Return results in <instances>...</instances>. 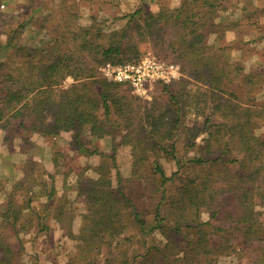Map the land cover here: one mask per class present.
Listing matches in <instances>:
<instances>
[{
  "label": "trees",
  "instance_id": "16d2710c",
  "mask_svg": "<svg viewBox=\"0 0 264 264\" xmlns=\"http://www.w3.org/2000/svg\"><path fill=\"white\" fill-rule=\"evenodd\" d=\"M102 1L0 0L1 144L24 158L20 176L0 174V264H22L30 240L57 233L75 252L45 254L48 264H264V63L247 71L231 54L253 31L264 41V0L157 11L108 0V19ZM149 51L183 73L157 81L150 100L101 73ZM104 139L108 151L88 144Z\"/></svg>",
  "mask_w": 264,
  "mask_h": 264
},
{
  "label": "rangeland",
  "instance_id": "374dc122",
  "mask_svg": "<svg viewBox=\"0 0 264 264\" xmlns=\"http://www.w3.org/2000/svg\"><path fill=\"white\" fill-rule=\"evenodd\" d=\"M119 3L117 2V5L119 8L126 10V11H132L134 10L140 3L144 2L149 6L152 10L157 11L160 6L162 5H168L170 7H176L180 0H118ZM103 2V10L101 12V18L104 17V19H108V11L110 9V4L108 0H104ZM80 6H84V3L80 4ZM123 11V12H126ZM261 22H264V17L261 18ZM125 21H117L110 23L111 29H116L120 28L124 25ZM257 31H253V33H250V36L246 37L247 46L242 45L241 43H236L234 48L231 51L232 57L237 60L241 56H245L244 58V64L246 65V70H251L254 66H256L258 63H264V41L261 43H253L251 42L252 38L256 35ZM228 38H235L234 33H229ZM253 48V52H249L248 49ZM153 51H149L148 55H152ZM243 54V55H242ZM145 56V57H146ZM144 57V58H145ZM177 64V63H176ZM179 65V64H178ZM180 66V65H179ZM180 80V79H179ZM70 83H72V79H68L65 82V86H68ZM155 85V83H154ZM154 85L150 87L148 96L142 97L144 100H150L151 99V92L154 90ZM259 100H262L264 98V90L261 94L258 95L257 97ZM193 121V116L190 119V122ZM262 132V130H260ZM1 139L0 137V174L3 175H11L13 178L20 176L19 168L13 167V164H19L22 162L23 157L14 154L12 160L7 159L9 150L6 145L1 144ZM69 141L68 137H62L59 139V144L62 145L64 148H66L67 142ZM88 144L91 145L92 147H98L102 150L108 151L110 150V140L109 139H104L101 141H98L97 143H92L88 141ZM32 154H34L36 157H43V163H46L49 165L50 160L48 158H45L44 156L49 155V147H46L44 150V153L40 151L39 147L30 150ZM42 152V153H41ZM80 162L84 166H92L93 164L98 163V158L97 157H92L90 158H85L81 157ZM118 163L120 165L121 172L124 177H128L130 175V155L129 151L127 148L122 147L119 150V157H118ZM167 169L169 172L172 171V168L170 165H167ZM89 175L94 176L93 172L89 170ZM70 184L74 185L75 180L74 177H70L69 179ZM61 185V184H60ZM70 196L72 198L75 197V193L71 192ZM76 208L80 211L83 212L84 206L82 204H77ZM80 218H77L75 221V229L78 230ZM28 237L27 239H29ZM27 250L26 253L23 255L22 259V264H32V256L35 254L40 255L42 263L43 264H48V260L45 261V254H51L52 256L54 254L59 255L58 258L65 257L66 255L73 254L74 251V244L72 241L67 240L65 238H62L59 233L56 234L55 239L52 241L51 244L47 243L44 239L42 240L41 238L39 240H35L32 242L31 240L26 244ZM57 258V259H58ZM58 259V261L60 260ZM222 262L225 264H237V260L232 256V257H225L222 258ZM59 264H64V262L59 263Z\"/></svg>",
  "mask_w": 264,
  "mask_h": 264
},
{
  "label": "built area",
  "instance_id": "2783aa9c",
  "mask_svg": "<svg viewBox=\"0 0 264 264\" xmlns=\"http://www.w3.org/2000/svg\"><path fill=\"white\" fill-rule=\"evenodd\" d=\"M101 73L109 80L129 83L133 92L141 97L148 96L150 87L157 81L168 83L183 77L178 64L161 60L155 55H148L139 63H107L101 68Z\"/></svg>",
  "mask_w": 264,
  "mask_h": 264
},
{
  "label": "crops",
  "instance_id": "0c3cea01",
  "mask_svg": "<svg viewBox=\"0 0 264 264\" xmlns=\"http://www.w3.org/2000/svg\"><path fill=\"white\" fill-rule=\"evenodd\" d=\"M8 155H9V153H8ZM14 156L12 155V158H13ZM24 159V158H23ZM23 159H22V161H23Z\"/></svg>",
  "mask_w": 264,
  "mask_h": 264
}]
</instances>
